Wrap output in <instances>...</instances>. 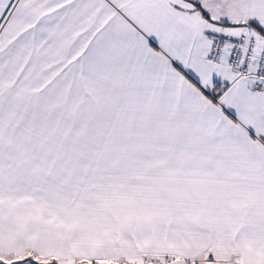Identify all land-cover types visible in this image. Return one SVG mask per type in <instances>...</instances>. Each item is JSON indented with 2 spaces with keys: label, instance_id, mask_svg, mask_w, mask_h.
<instances>
[{
  "label": "snow or ice",
  "instance_id": "1",
  "mask_svg": "<svg viewBox=\"0 0 264 264\" xmlns=\"http://www.w3.org/2000/svg\"><path fill=\"white\" fill-rule=\"evenodd\" d=\"M0 264H264V0H0Z\"/></svg>",
  "mask_w": 264,
  "mask_h": 264
}]
</instances>
